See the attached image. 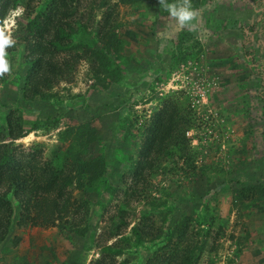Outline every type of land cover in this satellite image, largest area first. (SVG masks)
<instances>
[{
    "label": "rangeland",
    "instance_id": "374dc122",
    "mask_svg": "<svg viewBox=\"0 0 264 264\" xmlns=\"http://www.w3.org/2000/svg\"><path fill=\"white\" fill-rule=\"evenodd\" d=\"M51 1L23 0L0 25L15 20L17 41L7 49L12 72L0 78V136L6 115L16 110L25 130L39 123L15 141L19 151L38 147L49 159L67 146L59 142V132L91 124L103 137L94 154L104 156L106 173L94 201L79 211L73 206L61 227L21 218L11 199L12 226L0 244V264H91L101 243L120 242L113 236L119 232L130 236L146 211L156 231L165 232L186 216L203 219L201 232L195 224L190 229L204 241L198 264H264V0L192 3L201 18L196 32L180 29L158 0H76L73 15L88 30L108 7L115 8L117 32L125 40L123 77L100 88L103 83L92 79L89 63L81 60L71 81L50 91L59 104H28L21 93L28 25ZM20 8L22 15L13 17ZM165 102L178 103L187 115L189 159L172 152L132 197L127 190L135 149L123 140L124 132L132 135ZM249 187L252 192L243 197ZM161 241L128 248L116 264L146 262Z\"/></svg>",
    "mask_w": 264,
    "mask_h": 264
},
{
    "label": "trees",
    "instance_id": "16d2710c",
    "mask_svg": "<svg viewBox=\"0 0 264 264\" xmlns=\"http://www.w3.org/2000/svg\"><path fill=\"white\" fill-rule=\"evenodd\" d=\"M133 1L118 0L121 4ZM22 2L0 0V25L7 13ZM75 2L52 0L28 25L22 55V65L27 67L21 92L24 103L59 104L58 95L50 91L60 82H70L75 66L81 60L89 63L92 79L103 83L100 88L121 81L123 70L120 60L124 55L125 40L117 32L115 8L108 7L97 26L88 30L82 20L73 15ZM200 2L202 0H192L194 4ZM78 37L81 40L75 42ZM59 53L70 55V59L59 60ZM15 111L6 115L5 130L0 136V244L12 226L11 199L16 203L21 218L42 227L55 224L61 227L73 206L79 211L94 201V194L106 173L104 156L94 154L95 145H99L103 137L91 124L72 126L59 132V142L62 145L67 143V146L44 159L38 147H32V153L31 150L19 151L20 146L15 141L37 130L39 123L25 130L22 115ZM188 125L187 115L182 113L180 105L165 102L132 135L124 132L123 140L135 149L130 157L133 183L127 190L128 194L132 197L138 194L139 186L150 181L172 152H177L184 162L189 159L185 138ZM73 190L78 192V205L77 198L72 197ZM252 190L251 187L244 188L242 196L246 197L245 192ZM149 216L150 212L146 211L142 219L131 227L130 236L120 232L112 234L120 236V242L101 243L99 255L91 264H116V258L128 248L161 238L157 249L141 264H198L204 249V241L199 242L202 239L201 217L186 216L164 232L154 230ZM192 224L198 226L200 232L192 233Z\"/></svg>",
    "mask_w": 264,
    "mask_h": 264
},
{
    "label": "clouds",
    "instance_id": "9594fccd",
    "mask_svg": "<svg viewBox=\"0 0 264 264\" xmlns=\"http://www.w3.org/2000/svg\"><path fill=\"white\" fill-rule=\"evenodd\" d=\"M158 4L168 13L169 19L174 21L180 29L190 32L199 30L200 13L193 6L192 0H158ZM22 13V8L17 9L13 13V17L20 16ZM14 26L15 20L12 21V25L0 26V78L12 72L7 49L14 47L17 43L12 33Z\"/></svg>",
    "mask_w": 264,
    "mask_h": 264
}]
</instances>
